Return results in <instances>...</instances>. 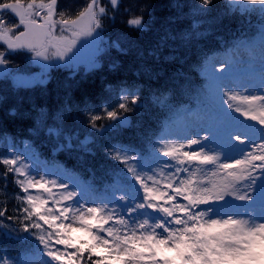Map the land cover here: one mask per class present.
I'll list each match as a JSON object with an SVG mask.
<instances>
[{
	"label": "snow or ice",
	"instance_id": "6c2138e0",
	"mask_svg": "<svg viewBox=\"0 0 264 264\" xmlns=\"http://www.w3.org/2000/svg\"><path fill=\"white\" fill-rule=\"evenodd\" d=\"M229 2L231 8L245 14L259 12L264 17V0ZM121 3L87 0L74 12L71 4L62 7L61 0H0V44L4 46L0 70L4 78L19 86L30 83L9 70L10 57L15 54H30L32 60L47 62L43 64L46 68L63 66L72 73L81 64L88 70L95 68V53L105 46V20L115 21ZM213 3L200 0L196 11L205 12ZM139 10L142 14L128 19L127 24L144 31L143 13L147 10L151 15V5ZM169 39H174L170 32L149 55L159 60ZM183 39H190V34ZM84 46L90 48L91 55L78 60ZM107 46L127 52L120 44ZM235 47L252 50L254 44L241 41ZM259 47L264 58V24ZM224 95L230 102L239 101L229 103V108L255 124L227 132L219 145L223 157L214 149L206 150L204 141L209 136L188 137L186 143L161 136L147 161L133 146L113 145L106 154L130 175L123 180L117 176L110 196L92 201L91 206L83 191L70 190L63 179L52 178L58 173L41 175L22 154L0 157V164L6 166L4 189L9 173L14 174L20 189L14 197L19 202L15 215L0 206V218L16 224L10 227L0 220V227L16 239L28 238L21 237V232L35 236L43 245V255L50 258L43 264H264V179L257 184L258 178L264 177V95ZM118 97L116 109L104 108L103 115L89 113L93 129L102 133L104 128H98L96 122L105 118L124 126L127 118L120 116L119 110H132L130 105H137L140 97L131 89L119 92ZM257 101L261 103L257 105ZM70 111L69 103L58 118ZM215 140L212 133V142ZM0 264L35 262L0 252Z\"/></svg>",
	"mask_w": 264,
	"mask_h": 264
},
{
	"label": "trees",
	"instance_id": "16d2710c",
	"mask_svg": "<svg viewBox=\"0 0 264 264\" xmlns=\"http://www.w3.org/2000/svg\"><path fill=\"white\" fill-rule=\"evenodd\" d=\"M199 2L122 0L115 21L105 20L104 34L107 48L109 44H120L127 52L109 47L101 66L74 74L67 68H57L47 84L20 92L0 84V136L12 135L16 140L30 136L42 156L63 165L69 176L82 175L96 189L114 185L117 176L123 180L130 174L110 159L106 150L113 145H130L148 159L165 127L193 100L196 84H206L202 72L210 63V54L237 42L251 41L256 45L260 41L264 24L261 13L245 14L231 8L229 0H214L207 11L197 12ZM86 3L87 0H61L62 7L71 4L74 12ZM146 4L151 5V15L147 10L143 13L146 30L129 27L128 19L140 16L139 9ZM169 32L174 39L167 41L156 60L149 52ZM185 34H190L187 41L183 39ZM129 89L139 94L141 104L130 105L132 110H119V114L132 118V122L114 128L115 121L105 118L96 122L98 128H104L102 133L93 129L89 113L103 115L104 108L116 109L118 93ZM69 103L70 113L58 118ZM5 168L0 164V170ZM4 184L0 172L3 189ZM19 192L14 174L9 173L7 188L0 196V206L7 207L9 214L14 215L18 205L14 197Z\"/></svg>",
	"mask_w": 264,
	"mask_h": 264
},
{
	"label": "rangeland",
	"instance_id": "374dc122",
	"mask_svg": "<svg viewBox=\"0 0 264 264\" xmlns=\"http://www.w3.org/2000/svg\"><path fill=\"white\" fill-rule=\"evenodd\" d=\"M2 47H4V46L2 45ZM101 53H102V48L99 52L95 53L96 66H98L100 64V61H98V59H99ZM29 55L21 54V56H19L18 54H16V56H18V57L27 58L28 59L27 62L29 61L32 65V67L35 68L33 70H36V72L32 73V75H31L33 78V82L36 83V82H39L41 80H43V81L48 80L51 67H48V68L44 67L43 64L47 63V62L32 60L29 58ZM90 55H91L90 48L88 46H84L80 49L79 53L77 54V59L78 60H85ZM259 59L260 60L263 59L261 55H259ZM51 62L53 64L55 63L54 60H52ZM263 62H264V60H263ZM62 64H63V62H61V65ZM243 64H244V62H242L240 65H243ZM79 70L88 71V69L85 68L84 64L80 65V67L77 71H79ZM2 73H3V70H0V74H2ZM262 77H264V72L261 73L257 79V81H259V88L258 89L247 87V84H244L243 88L240 89L239 91L237 89H232L231 92L243 94V95H247V94L264 95V92L261 91ZM222 93L224 95V91H222ZM222 101H223L224 106H227L229 103H231V102H229V103L227 102L228 99L226 98V96ZM232 103H239V101L232 102ZM260 103H261L260 101H257V105H259ZM241 106H243V105H241ZM200 107L203 110L209 109V108L214 109V107L211 104H206V103H202L200 105ZM192 121L193 122L195 121V122L193 124L188 123L185 130L180 131V133H177L174 138H170V139H178L180 142L186 143V139L188 137L202 139L204 136H209V140L204 141V143L207 145L206 150L214 149L217 152H220L221 157H223V152H221L219 145H221L224 142V140L226 139L227 132L234 130V128H236L234 126L235 124H241L242 126L248 125V124H255L254 121L249 120L247 117H244L240 113H237L235 111H233V113L230 116L224 118L222 123L216 122V126L210 125V117H208L206 115L202 116L200 118L195 115L194 120H192ZM257 127H259V125H257ZM212 133H215V136H216L215 143L212 142ZM233 155H235V153H233ZM25 161L30 166H33L37 169L41 168L40 165L38 166L37 164H35L31 160L28 161L25 159ZM205 171H207V170H205ZM41 175H43V174L41 173ZM259 179H264V177H259L257 184H259ZM89 205L91 206L90 201H89ZM34 262H35V264H39L38 261H34Z\"/></svg>",
	"mask_w": 264,
	"mask_h": 264
}]
</instances>
